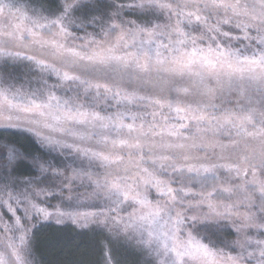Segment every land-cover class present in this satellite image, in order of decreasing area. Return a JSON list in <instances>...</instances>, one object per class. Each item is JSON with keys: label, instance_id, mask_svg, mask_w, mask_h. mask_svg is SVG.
<instances>
[{"label": "snow or ice", "instance_id": "1", "mask_svg": "<svg viewBox=\"0 0 264 264\" xmlns=\"http://www.w3.org/2000/svg\"><path fill=\"white\" fill-rule=\"evenodd\" d=\"M0 128L46 150L0 141V264L33 214L106 230L103 264H264V0H0Z\"/></svg>", "mask_w": 264, "mask_h": 264}, {"label": "rangeland", "instance_id": "2", "mask_svg": "<svg viewBox=\"0 0 264 264\" xmlns=\"http://www.w3.org/2000/svg\"><path fill=\"white\" fill-rule=\"evenodd\" d=\"M89 31H91V29H89ZM79 34L83 35V33H79ZM9 71H13L14 74L19 77L20 81L25 83V87L28 86L27 80L31 79L32 77L28 74L27 69L21 67L17 69H10ZM49 82L53 83L54 78ZM33 86L35 85L33 84ZM16 129L19 131H23V133L28 134L30 137H33L38 142V140L34 135L27 132L23 128H16ZM80 190L81 192L84 191L83 188H81ZM32 199L33 202H35L38 206L44 207L49 211H55L56 206L49 207V205L46 204V202H48L47 200L45 201V203L41 202V195L39 196L33 195ZM0 211L5 212V218L7 219L8 214L6 213V210L0 209ZM18 215L23 216V212L18 211ZM41 221L44 223L56 224L54 219L44 220L41 216L35 214H33V218L31 220L25 222L26 226L31 229L30 246H31L32 254L30 259L32 260L33 264H56V262H59L62 259V256L60 254L59 256L58 254L56 255V252L51 250L50 244L54 243L52 242L53 237L46 236L48 229L45 226L40 227ZM79 233H83V234L85 233V235H87L84 237V239L87 240V244L89 245L87 246V249H89V253L84 258V262H80L79 259L78 260L76 259V262L74 264H103L104 247L109 240V235L106 232V230L88 229V230L79 231ZM232 238L234 237H229V239ZM105 240H107V242ZM108 246L112 249V254L114 258L117 261H119L120 264H138V262L141 261L142 259L137 254H135L132 251V249L128 245H126L123 241L114 242ZM58 257L60 258V260L57 259ZM62 264L65 263L63 262Z\"/></svg>", "mask_w": 264, "mask_h": 264}, {"label": "trees", "instance_id": "3", "mask_svg": "<svg viewBox=\"0 0 264 264\" xmlns=\"http://www.w3.org/2000/svg\"><path fill=\"white\" fill-rule=\"evenodd\" d=\"M0 141H12L15 143L16 147L20 148L21 151L37 154V155H45L46 150L41 147V145L28 134L23 133V131H19L17 129H2L0 128ZM38 143V144H37ZM21 172L25 175H30L31 172L27 168H21ZM81 191V190H80ZM43 200V201H42ZM51 206H60L67 207V202H62L60 196H45L41 194V202ZM41 226L47 227L48 231L46 236H52L54 243L50 244V248L52 251L56 252V255L59 254L62 256V259L58 257L59 262L56 264H74L76 259L80 262H84V258L88 255L89 249H87V240L84 239L85 233H79V231H83L80 229H76L74 226L70 224L65 225H57L54 223H44L41 221ZM50 230V231H49ZM93 230V229H91ZM50 232V233H49ZM107 242V240H105ZM86 246V247H85Z\"/></svg>", "mask_w": 264, "mask_h": 264}]
</instances>
